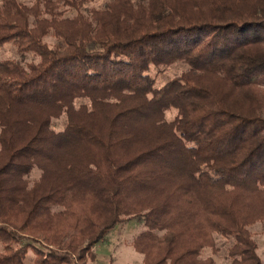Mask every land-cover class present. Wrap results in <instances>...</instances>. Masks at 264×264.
I'll list each match as a JSON object with an SVG mask.
<instances>
[{
	"label": "trees",
	"instance_id": "trees-1",
	"mask_svg": "<svg viewBox=\"0 0 264 264\" xmlns=\"http://www.w3.org/2000/svg\"><path fill=\"white\" fill-rule=\"evenodd\" d=\"M86 3L0 0V48L37 59L0 61V264H88L131 218L141 264H215V234L262 264L264 0Z\"/></svg>",
	"mask_w": 264,
	"mask_h": 264
},
{
	"label": "rangeland",
	"instance_id": "rangeland-1",
	"mask_svg": "<svg viewBox=\"0 0 264 264\" xmlns=\"http://www.w3.org/2000/svg\"><path fill=\"white\" fill-rule=\"evenodd\" d=\"M30 2L31 0H26ZM109 0H87L85 8H102ZM46 42L52 43L51 38H46ZM31 53L20 55L17 53L13 44L6 43L0 48V61L4 59H14L20 61L23 65L30 62H37V59L31 56ZM188 66L184 63L177 62L172 66L155 69L153 68L150 75L154 78L156 86L161 87L164 83L173 77L179 75L183 71H187ZM84 103L83 101L76 102V106ZM176 112L169 111L166 113V119L171 121ZM65 125V117L52 121V129L61 131ZM39 172L34 170L30 175V180H35L39 177ZM145 230V227L140 219L131 218L123 223L115 226L105 238L98 243L94 248V260L88 264H141L143 256L134 251L132 242L135 237ZM252 238L256 243V253L259 256L262 264H264V221L257 222L249 228ZM217 253L212 254L211 249L205 248L201 257H213L215 264H230V259L227 255V249L232 243L231 238H225L218 234L214 235ZM33 259L32 253H29L26 264H31Z\"/></svg>",
	"mask_w": 264,
	"mask_h": 264
}]
</instances>
